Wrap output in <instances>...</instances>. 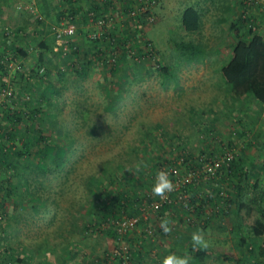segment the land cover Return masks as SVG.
<instances>
[{
  "label": "rangeland",
  "instance_id": "rangeland-1",
  "mask_svg": "<svg viewBox=\"0 0 264 264\" xmlns=\"http://www.w3.org/2000/svg\"><path fill=\"white\" fill-rule=\"evenodd\" d=\"M82 1L84 0H73L72 6L77 10L74 16L85 13L86 7L79 5ZM85 1L91 2L92 0ZM74 2H78L79 7H75ZM164 2L166 1L160 0L151 8L153 10V20L144 22L142 26L144 37L151 41L156 50L153 59L146 57L135 58L125 54L117 64L114 72L111 71L109 63L104 64L101 59L94 57L85 69L86 74L92 72V75L79 77L72 66L69 65L70 67L65 68L63 65L64 60L68 57L67 55L72 58L76 57L77 61L80 58V55L72 52L61 51L60 47L64 49L65 42L61 43L60 41L59 43L61 44L56 45V49L53 48L56 44L54 42L50 50L43 51V61L48 66L49 71L55 72L53 71L55 66L57 69H64L61 71L62 81L60 83L66 86H64L65 88L62 92L64 97H61V106H59L58 113H53V106L50 105L52 97H42L39 101L40 110L42 111L41 115L44 116L43 120L40 121L42 131L48 134L52 144H54L55 141L59 142L60 127L61 129L64 127L72 128L76 138L74 156L80 155V157L74 162V169L71 171L70 176L71 178L74 177L73 181L79 182L77 178L79 173H83L86 168L98 166L95 171L93 170L94 176L100 180L98 185L101 191L105 193V196L108 192H106V189L127 191L132 194L133 192L140 194L143 190L152 189L156 177V172H154V169H157L156 162L162 163L160 165V168H162L166 162L165 159L173 156L171 143L168 139L162 140L158 135L163 133L165 137L167 132L171 134L174 132L186 143L184 136H180V128L174 123L170 125L168 121L176 122V119L178 121L184 115V109L187 110L190 105L196 111L200 107L201 109L198 112L201 114L207 113L210 109L213 111L212 101L216 97H219V99L223 97L221 94L224 93L223 83L215 79L219 71L215 69L216 74L213 75L216 83L209 80L210 85H207L206 78H204L206 76L198 75V70H195V68H213V66H218L229 48L230 31L225 32L224 30L228 35L226 36L227 38L223 42L216 43V38H222L223 31H220L219 22L210 25L207 17L218 18L225 14L220 10L221 4L224 2L222 0H197L203 9H210V12H205L207 16L203 17L204 20L199 32L187 33L184 38L192 37L202 41L206 48L205 59L203 57L202 60L195 64L180 65L179 67H176V57L171 39L180 34L182 35V32L177 28L180 12L187 3L192 4L194 1L168 0L166 7L163 5ZM68 4L69 1L67 0H17L11 5V10L7 8L0 11V40L2 39L9 45H17V42H19L20 46L22 44V46H26L28 48L27 52L31 54L29 59H24L21 55L12 58L13 54L9 47H3L4 49L0 50V53L7 52L10 57L7 60L0 58V64L2 63L3 66L2 68L0 67V85L6 79L13 89V96L9 100L7 99L9 105L0 109V117L3 110L22 111L33 105V103H36L38 90H44L43 86L45 83L40 81V79L38 80V77L32 73V68L36 67L34 65V56H36L37 49H31V46L33 44L34 47V43L42 36L40 33L43 34L44 32L50 38L53 35L52 28L61 24L59 22H65V19L70 16L67 12ZM112 13L111 22L108 25H111L114 33L124 38L135 39L137 34L131 28V26L136 24L133 19H131L132 23L128 22V26H126L123 22L127 16L125 18L120 16V18L117 15V11ZM86 21L91 26L88 33L95 31L97 28L95 24L87 19ZM16 22L23 23V29L17 32L15 31L16 28H14ZM13 23L15 24L12 25ZM78 25L75 22V26ZM223 25L225 28V23ZM18 33L20 37L13 40ZM76 35H81L84 38V34H75L74 30L68 40L74 39ZM25 39L29 40V43H25ZM28 44L30 47L27 46ZM216 44L219 45L217 50H215ZM53 50L60 52V54L51 55L54 53ZM180 61L178 59L177 63ZM18 62L21 67L16 69L15 64ZM157 62L163 64L165 70L157 69ZM50 75H52L51 72L49 77L44 78H50ZM218 77L222 79L220 75ZM173 78L178 81L176 85ZM185 83H192L193 86L189 89L188 85H186L187 87L184 89ZM185 95L189 97L187 98ZM243 103L249 105V112H247V107ZM243 103L241 107L239 101L228 103L229 109H234L232 112L227 111L221 105V102L217 103L218 107H216L215 111H217L218 115H221L216 119V125L210 122L211 120L206 119L205 116L198 115L199 126H197V133H190L192 137L187 139L188 143L185 144L187 148L192 153H196L198 149L200 150L205 146L203 142L211 141V139L206 137L207 131H211L213 136L227 142L237 157L240 154L237 145L240 143H242L241 145H246L243 156L244 163L261 159L260 156L264 154V150L254 144L255 140L251 136V140L246 137L248 135L245 134L247 129H244L243 132L241 131L242 133H238V129L241 130L238 128V126L241 127L238 123L240 119L243 120V116L251 115L255 119L260 116L255 109L256 103L250 100L243 101ZM260 111L262 112V110ZM262 115L264 119V113ZM143 122L145 125H143ZM159 122L165 123L164 128L158 127L157 124ZM139 127L144 129V133L143 138L136 145L133 158L126 163L113 161V158L116 159L117 155H119V151L121 157L127 155V149L133 144V138L138 135L137 129ZM233 128H235L236 133L232 136L229 131ZM199 133L203 137H198ZM236 134L240 135V137L244 134V137H237ZM97 163H100V165H97ZM135 164H140L139 169L141 171L142 169L147 171L142 175V179H144L142 182L137 177L134 180L128 179L130 175L136 176L139 171H127L128 168ZM63 167L66 168L67 165L64 164ZM1 176H3V170L0 168V178ZM205 178L204 176L202 183L200 182L202 185L201 190H205L209 185L208 177L207 179ZM47 182L54 185L55 177L50 175ZM13 196L16 199L20 197L18 194ZM97 197H92L90 200L95 202L94 199ZM30 203V199L26 197L20 198L15 203L16 207L12 205L7 207L6 215L0 217V264H116L112 256L114 241L112 244V240L104 235L97 237V240L84 237L79 243L76 242L74 245H62L60 248L56 246L55 252L42 243L38 244L42 240L44 231L50 232L54 226L47 225L46 217L48 213L42 207H31ZM62 204L64 205V203ZM88 207L89 200L81 203L76 208L84 223L91 218ZM12 214L17 219L13 218ZM174 223L175 221L173 222L174 226L171 225L173 230L176 228L180 232H186L185 234L189 233L187 232L188 226L183 225V223ZM235 223L234 214L229 212L223 220L209 221L204 229L197 230L205 233L206 239L210 241L212 250H215V246H220V248L213 254L206 256L202 263L198 262L196 264H244L243 262L234 263L227 261L221 255H217L222 250L238 254L237 237L233 235ZM7 226L8 230L5 231ZM172 237L174 236L162 241V251H146L148 255L144 251H140V255H129L130 261L126 262V264H136L135 260L142 261V264H145V260H148L150 264H160V261L165 256L173 253L178 256H187L188 264H191L190 253L186 251L176 253L170 250L169 245ZM246 237L249 239V243L254 246H261V242H264V234L257 237ZM34 242L37 247L34 250L28 248L30 243L33 244ZM243 250L249 252V249L245 248V246ZM258 251L263 252L260 255L264 257V251L261 249ZM153 252L155 255L152 257L150 253ZM104 253L109 258L104 260Z\"/></svg>",
  "mask_w": 264,
  "mask_h": 264
},
{
  "label": "trees",
  "instance_id": "trees-1",
  "mask_svg": "<svg viewBox=\"0 0 264 264\" xmlns=\"http://www.w3.org/2000/svg\"><path fill=\"white\" fill-rule=\"evenodd\" d=\"M11 1L13 2L11 3ZM16 1L0 0V11L2 9H10L11 5ZM67 1H69L67 12L70 14L71 20L76 22V25L79 21H86L85 13L76 14L77 18L74 16L77 10L72 6L73 0ZM229 1V9H231V17L228 21V30L231 37L230 55L219 66L220 76L228 87L227 94L222 95V99L227 105L233 100L239 101L241 107L243 101L250 100L256 101L263 106L264 6L260 5L258 0ZM91 2L97 9L99 6V4L96 6L97 0H92ZM112 2L113 0H103L101 10L106 12L107 7ZM117 2H119V7L126 13L128 8L135 4L137 0H117ZM117 2L115 3L117 4ZM224 3L221 4L220 9H225L226 3ZM153 6L148 10L137 13L134 17L126 13L127 17L123 23L128 26V22H131V19L136 23L131 26L132 31L137 34L135 39L121 37L114 33L113 30H109L108 34H106L107 38L104 37L102 41H99V37H89L91 33H88L89 30L85 33L83 30L78 29V26H75V34H84L88 44L86 48L81 49L76 41L68 40L65 42L64 49L60 47L62 52L66 51V53L72 52L80 55L79 61H77L76 57H73V59L67 55L68 57H66L63 64L65 68L72 66L76 74L80 77L85 76V69L94 57L101 59L106 64L104 50L109 48L108 46L113 49L120 48L113 61H109L110 69L114 72L127 49L137 52L138 57L144 54L146 58L153 59L156 50L151 41L144 37V29L142 28L143 23L147 22V16L151 15L153 17V10L151 9ZM202 23V10L199 9L198 5L192 3L183 7L177 27L182 32V35L180 34L171 39L176 57V67L195 64L205 55L206 48L202 41L192 37L184 38L187 33L199 32ZM22 24L16 22L14 26L16 32L23 29ZM52 34L50 39L54 41V33ZM18 35L20 34L18 33L13 40L20 37ZM110 39H112V43L109 42ZM49 40L44 39L42 44H38L36 41L34 47L32 44L31 49H36L35 44H37L38 48L42 47L44 51L50 50L52 46ZM99 42H101L100 47L98 46ZM27 46L30 47L29 44ZM8 47L13 54H11L12 56L10 55L12 58L20 55L25 56L28 49L26 46H20V44H10ZM57 53L60 54V52ZM0 56L3 60L10 58L7 52H1ZM34 59L36 67L32 68V73L38 77V80L40 79V81L45 83L43 86L44 90H38L37 100L33 105L22 111L3 110L0 117V168L3 170V176L0 178V217L6 215L7 207L15 206V203L20 198L26 197L31 200V207L40 206L48 213L46 217L47 225L54 226V228L50 232L44 231L42 240L38 244L42 243L54 252L56 246L60 248L62 245H74L76 242L79 243L84 237L97 240V237L104 235L112 240V244L114 241L112 256L116 264H126V262L130 261L129 255H140V251H144L146 255H148L146 251H162V241L174 236L170 240V250L176 253L184 251L190 253L191 264H196L198 262L202 263L206 256L218 251L220 246H215V250L210 247L206 250H197L191 240L192 233L198 229H204L209 221L223 220L229 212H232L236 220L233 235L237 237L238 254L222 250L217 255H221L225 260L234 263L264 264V257L260 255L263 252L258 251L259 249L264 251V242H261V246H254L249 243V239L246 237H257L264 234V154L257 161L244 163L243 156L246 145H241L242 143L236 144L240 150L239 157L235 156L234 153L228 165L218 171V176H208L209 185L205 190H201L202 178L204 177L202 173L192 177L190 182L183 184L187 193L185 204L187 206L192 205L193 212L189 209L186 210L183 204H175L172 200L167 206L159 209V212L165 208L172 210L171 218H177L173 221L188 226L187 232L189 233L185 234L186 232H180L176 228L175 231L171 230L168 233H165L161 228L151 230L152 227H158L157 222L168 220L169 218L167 216L158 218L156 214L158 211L153 210H149V212L147 210L148 216L145 219L141 215L138 217L137 224L142 228H147V230L141 229V231H137L133 226H127L123 231L118 232L115 228V221L119 216L121 214L126 216L139 214V204L143 199L149 200L152 191L151 189L143 190L140 194H135L134 192L132 194L127 191L106 189V192H108L105 196V193L101 191L98 185L100 180L94 176V171L98 166L86 168L83 173H79L77 177L79 182L72 180L74 177L71 178L70 174L74 169V162L80 157V155L74 156L76 138L72 129L67 127L61 129L60 127L59 131L61 133L59 132V136L61 141L59 139V142L55 141L52 144L48 134L42 131L40 121L43 120L44 116L41 115L42 111L40 110L39 101L42 97H52L50 105L53 106V113L59 112L61 104L56 98L59 92L55 89V78H44L49 77L50 71L43 61V51L37 50ZM178 59L181 61L177 63ZM0 67H3L2 63ZM156 68L165 70V66L158 62L156 63ZM57 70L58 72L55 75L59 76V73H62L61 71L64 69L60 70L58 68ZM51 76L54 77L53 74ZM173 81L175 85L178 82L174 78ZM194 120L196 125L192 123V126L195 128V126H199V122L198 118ZM143 125H145L144 122ZM157 125L159 128H164L165 123L159 122ZM143 131L144 129L139 127L137 129L138 135L133 138V144L127 149V155L121 157L119 151V155H117L116 159L113 158V161L126 163L133 158L136 145L143 138ZM162 134L158 135L159 138H162V140L168 139L173 152V156L165 159L166 165L175 164L173 157L179 154L184 158L193 156L192 151L187 148L183 139L178 137V134L167 132L165 137ZM257 143L254 141V144ZM193 158L190 159L191 162L185 161V163L181 164V175L183 171H192L196 168L195 164H192ZM159 163L156 162L157 169H154L156 174L162 164ZM64 164L67 165L66 168L63 167ZM97 165H100V163H97ZM145 172H147L145 169H142V171L139 169L136 176L130 175L128 179L134 180L137 177L142 182L144 181L142 175ZM50 175L55 177L54 185L47 182ZM205 177L207 179V176ZM14 194H18L20 196L19 199H16L13 196ZM95 196L98 197L94 199L95 202H92L90 199ZM87 200H89L88 212L91 214V218L84 223L76 208ZM187 211L191 214V217H189L190 221L187 216H184ZM11 216L17 219L13 214ZM21 217L23 218L22 215ZM194 217L196 218L194 219ZM7 228L8 226L5 227V231L8 230ZM29 246L28 248L34 250L37 244L34 242L33 244L30 243ZM244 246L249 249V252L243 250ZM121 247L125 248V252H123ZM123 253L128 255L126 260L123 258ZM150 254L152 257L155 255L154 252ZM104 255V260L109 258L107 254L104 253ZM146 257L148 258V256ZM135 262L136 264L143 263L140 260H135ZM148 262V260H145V264H150Z\"/></svg>",
  "mask_w": 264,
  "mask_h": 264
},
{
  "label": "built area",
  "instance_id": "built-area-1",
  "mask_svg": "<svg viewBox=\"0 0 264 264\" xmlns=\"http://www.w3.org/2000/svg\"><path fill=\"white\" fill-rule=\"evenodd\" d=\"M159 0H137L135 4H133L130 8L127 10V14H129L131 17H134L137 13L143 12L145 10H148L151 6L156 4ZM103 0H97V4H99L98 8L91 4L85 9V15L87 17V20L95 24L97 27L95 31H92L89 34L90 38L99 37L102 41L104 37L107 38L108 31L112 30L111 25L109 26V22H111L112 18V12L117 11V15L122 18L126 17V13L124 10H122L119 7V2L117 0H113L111 4L107 7V11L103 12L101 10L103 6ZM117 2V4L115 3ZM260 5L264 6V0H258ZM102 11V12H101ZM116 15V16H117ZM120 17V18H121ZM153 19L151 15L147 16V22H150ZM61 24L56 25L53 29L54 33V49L57 48L56 45L61 44L63 42L68 41V37L72 34H69V30H72V33L75 30V22L71 20V17L68 16L65 19V22H59ZM61 41V43H59ZM112 39L109 40L110 43ZM101 42H99L100 47ZM109 48L104 50V59L106 63H110L109 61H113V58L117 56L118 52L120 51V48L113 49L110 48L111 46H108ZM128 51V52H127ZM126 53L130 55L131 57L137 58V52H134L132 49L126 50ZM125 53V54H126ZM148 54V53H147ZM145 57L144 54L141 55L139 58ZM16 69L20 68L21 65L19 62L15 64ZM41 70V69H39ZM13 96V89L9 82L5 79L4 82L0 85V109L6 107L9 105L8 100ZM8 99V100H7ZM198 137H203L202 134L199 133ZM206 137L211 139L209 142H204L205 146L202 147L200 150L196 153H193V162L192 164H195L196 168L192 171H183V174H180V167L182 163H185V161L191 162L192 157L184 158L181 154L177 155L174 158L173 165H166L164 164L160 170H167L169 173V179L174 184V190L172 192H169L166 194V198H161L159 196H154L152 193L150 194V199L146 200L143 199L141 203L139 204L140 213L136 215L126 216L124 214H121L119 218L115 221L116 229L118 232L123 231L127 226H133L137 229V231H141V229L147 230V228H142L140 225L137 224L138 217L141 215L143 219L147 218L149 210L158 211L157 217L163 218V217H169L168 221H170L172 210L170 209H162L161 212H159V209H161L163 206H167L168 203L172 200L175 204H183L186 208V210H192V205L187 206L185 204L187 200V193L185 188L183 187V184L185 182H190L192 180V177L199 175L202 173L204 176H218V171L224 167L227 166L229 161L233 158L234 151L231 148V146L225 142L222 141L220 138H216L213 136L211 131H208L206 134ZM196 182V181H195ZM194 182V183H195ZM221 195V193H219ZM148 210V212H147ZM188 217V220L191 217V214L189 211H187L186 215ZM193 218V217H192ZM196 217H194L195 219ZM198 218V217H197ZM190 221V220H189ZM158 227L153 228L151 230L159 229L161 228V222H157ZM123 249V252H125V248L121 247ZM128 255L126 253H123V258L126 260Z\"/></svg>",
  "mask_w": 264,
  "mask_h": 264
},
{
  "label": "crops",
  "instance_id": "crops-1",
  "mask_svg": "<svg viewBox=\"0 0 264 264\" xmlns=\"http://www.w3.org/2000/svg\"><path fill=\"white\" fill-rule=\"evenodd\" d=\"M166 2H164L163 3V5L166 7V4H167V2H168V0H165ZM194 2L193 3H195L196 5H198V7H199V9H201L202 10V20H204V16L206 15V13L205 12H207V11H209L210 12V9H207V8H202L201 7V5H199L198 4V2H197V0H193ZM225 3H226V7H225V9H220L221 11H223V13H225V14H223V15H221L220 17H218V18H213V17H211V16H207L208 17V22L210 23V25L211 24H215V23H218L219 22V24H220V31H223V36H222V38L221 37H218V38H216V43H219V42H223L227 37L226 36H228L227 35V33H225V32H227L228 31V21L230 20V4H229V0H223ZM78 2H74V4L75 5H77L76 7H79L78 6V4H77ZM224 3V4H225ZM91 4H93V2H90V1H82L79 5H84V7H88V6H90ZM188 4V3H187ZM186 4V5H187ZM96 6H98V4H96ZM218 20V21H217ZM225 23V28L223 27L224 24ZM79 25H78V29H80V30H83L84 32H86V31H88L90 28H91V26L89 25V23L87 22V21H79V23H78ZM82 25V26H81ZM224 30H225V32H224ZM42 36H40L39 37V39L37 40V42H38V44H42L43 42L42 41H44V39H50L48 36H47V34H45L44 32H43V34L42 33H40ZM78 34H80V33H78ZM83 39V40H82ZM71 40H74V41H76V43L78 44V46L81 48V49H83V48H86L87 47V44H88V41H87V39H85V38H83L81 35H76L75 36V38L73 39H71ZM215 40V39H214ZM24 42L25 43H29V40H24ZM50 42H51V46H53V44H54V41L53 40H51L50 39ZM18 44H19V42H17ZM24 43V44H25ZM228 43H229V48H228V50L226 51V53L224 54V59L219 63V65L218 66H213V68H209V67H206V68H195V70H198V72H197V74L198 75H205L206 77H204V78H206L205 79V81L207 82V85H210V83H209V80L210 81H212L213 83H216V80H218L220 83H223L222 85L224 86V93H221L222 95H226L227 94V89H228V87H227V85L225 84V82H224V80L223 79H221L220 77H218V75H220V73H218V74H216L215 73V69H217V71H219V66L229 57V55H230V46H231V40L229 39L228 40ZM8 45H9V43H6V42H4L2 39L0 40V50H2V49H4L3 47H6V48H8ZM23 45V44H22ZM36 49L37 50H42V51H44V49L42 48V47H40V48H38V45L36 44ZM218 47H219V45L218 44H216V46H215V50H217L218 49ZM56 53V55H58L57 54V52H54L53 54H51V55H54ZM204 57V56H203ZM23 58L25 59H29V58H31V54L30 53H26V55L24 56L23 55ZM55 58V57H54ZM21 59V58H20ZM203 59V58H202ZM201 59V60H202ZM204 59H205V57H204ZM43 60H44V57H43ZM57 65V64H56ZM51 66H53V64H51ZM180 70V69H179ZM53 71H55L56 73L58 72V70H57V68H56V66H55V68H54V70ZM50 72H51V74H53V76L54 77H50V78H55L54 80H55V89H57V91L59 92L58 93V95L56 96V98H57V100L59 101V102H61V97L63 96L64 97V95H62V92H63V90H64V86H66L65 84H61L60 83V81H62V73H59V76H56L54 73L55 72H53L52 73V70H50ZM90 73V74H89ZM88 74H86L85 75V77L86 76H90V75H92V72H89ZM214 74H216V80H214V78H213V75ZM78 75V74H77ZM79 76V75H78ZM80 77V76H79ZM186 85H188V88L190 89L192 86H193V84L192 83H185V85L183 86V87H185L184 89H186ZM187 98L189 97V96H187V95H185ZM182 97H184V96H182ZM198 99V98H197ZM218 101V102H217ZM219 102H221V105L223 106V107H225V109L227 110V111H231L232 112V110H234V109H229V104L227 105L224 101H223V99H219V97H216L213 101H212V106L214 107V110L213 111H211V109H210V111H208L207 113H203V114H201V116H205V118L206 119H208V120H211L210 122H213L215 125L217 124V122H216V119L218 118V116H220V115H218L217 114V111H215V109H216V107H218V104L217 103H219ZM231 102V101H230ZM232 102H234L233 100H232ZM254 103H256V106H255V109L259 112V115L260 116H258V118L257 119H255V117L254 116H251V115H247V116H243L242 118H243V120L242 119H240L241 121L238 123V124H240V126L241 127H239L238 126V128H240L241 130H239L238 129V133H242L243 132V130L244 129H247L246 131H245V134H248L246 137H248L249 139H250V136H251V138H253V140H255L256 142H258L256 145L259 147L260 146V148H263V150H264V119H263V111H264V105L262 106V105H259L256 101H253ZM244 105H245V107H247V112H249V105L248 104H246V103H243ZM182 105V104H181ZM208 105V104H207ZM204 106H206V105H204ZM175 107V106H174ZM194 107H192L191 105H190V108H187V110L186 109H184V115L183 116H181L180 117V119L177 121V119H176V122H174V121H168L169 122V124L171 125V124H176V126L178 127V128H180L179 129V131H180V136H184V138H185V141H186V143H188L187 142V139H191V137H192V135L190 134V133H192V134H194V132H196L197 133V127L195 126V128L192 126V123H194L195 124V118H196V120H197V118H198V115H200V113L198 112V110H200L201 108L200 107H198V109H197V111H196V109L194 110L193 109ZM235 108V107H234ZM260 110H262V112L260 111ZM245 115V114H244ZM220 118V117H219ZM263 119V120H262ZM198 121H199V119H198ZM196 125V124H195ZM222 127H224V126H222ZM67 128H70V129H72L71 127H67ZM242 131V132H241ZM230 133H232V134H230V135H234L236 132H235V128H233L232 130H230L229 131ZM249 132V133H248ZM228 135H229V133H228ZM230 135H229V137H230ZM237 135V134H236ZM237 137H240V135H237ZM241 137H244V134H242L241 135ZM240 137V138H241ZM251 140V139H250ZM185 143V144H186ZM175 219H177L176 217H173L172 218V220H175ZM170 220H171V218H170ZM173 222L174 221H172L171 223H169V227L171 228V230H173L172 229V227H171V225H173ZM175 230V229H174ZM177 230V229H176ZM169 247H170V245H169ZM223 247V246H222Z\"/></svg>",
  "mask_w": 264,
  "mask_h": 264
},
{
  "label": "clouds",
  "instance_id": "clouds-1",
  "mask_svg": "<svg viewBox=\"0 0 264 264\" xmlns=\"http://www.w3.org/2000/svg\"><path fill=\"white\" fill-rule=\"evenodd\" d=\"M69 34H73L72 30H69ZM140 168V164H135L132 167L128 168L127 171L133 172L138 171ZM174 184L169 179V173L167 170H159L156 174L155 181L152 185V194L154 196H159L162 199L166 198V194L172 192L174 190ZM169 221L167 219L161 221V229L168 233L171 231L169 227ZM191 240L193 246L197 250H206L208 249L211 244L208 239H206L205 233L203 231H196L193 232L191 235ZM160 264H188V257L187 256H178L176 254H169L165 256L161 261Z\"/></svg>",
  "mask_w": 264,
  "mask_h": 264
}]
</instances>
